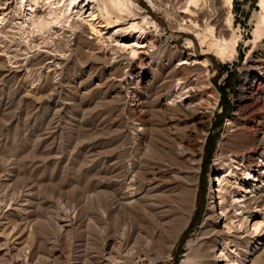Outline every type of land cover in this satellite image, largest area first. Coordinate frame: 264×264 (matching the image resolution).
I'll use <instances>...</instances> for the list:
<instances>
[{"label":"rangeland","instance_id":"obj_1","mask_svg":"<svg viewBox=\"0 0 264 264\" xmlns=\"http://www.w3.org/2000/svg\"><path fill=\"white\" fill-rule=\"evenodd\" d=\"M133 1L155 26L148 31L149 39L161 52V64L154 59L152 68L142 70L143 80L152 89L147 109L143 108L142 84L132 77L139 71V63L134 67L126 58L119 64L118 55L97 41L95 52L86 48V54H73L76 35L72 31L46 35L45 42L38 37L33 44L17 36L0 38V201L5 206L26 205L27 215L19 219L35 216L41 220L39 227L25 222L35 235L32 250L54 264H74L80 257L87 258L86 264H181L191 248L200 246L223 137L242 135L252 141L264 128V32L259 40L256 33L260 0H234L232 31L220 1L217 13L199 18L202 34L211 25L220 40L233 35L238 41L237 54L225 61L203 48L194 30L185 28L177 5H168L167 14L164 7L154 8L149 0ZM40 50H52L53 55L65 52L66 58L49 63L53 61L50 53L45 56ZM90 53L100 58L95 60ZM189 53L201 61L208 58L209 69L187 66L194 70L191 72L178 67ZM175 67L174 78H166ZM178 76L190 84L185 93L190 90L187 95L195 96L190 104L194 111L188 114L177 107L184 106L187 95L183 100L176 96L177 103L171 101ZM122 78H127L123 86L117 81ZM165 86L172 90L168 100ZM229 120L238 127H227ZM182 152L191 155L185 166L172 160ZM194 155L202 156L197 194L192 185ZM130 170L149 176L158 173L165 181L161 189L166 198L161 197L158 217L173 219L166 228L144 214H135L133 231L126 236L125 214H111L119 193L130 182L126 178ZM190 210L188 228L176 232ZM54 216L64 220L60 224L72 233L56 227ZM21 253L20 259L25 260L26 252ZM16 256L1 254L0 264H12Z\"/></svg>","mask_w":264,"mask_h":264},{"label":"bare ground","instance_id":"obj_2","mask_svg":"<svg viewBox=\"0 0 264 264\" xmlns=\"http://www.w3.org/2000/svg\"><path fill=\"white\" fill-rule=\"evenodd\" d=\"M149 1L154 8H158L159 6L161 9V7H164L167 12L168 10L166 7H168V5L169 7H172L173 5L175 7L177 5V9L180 11L179 13L182 21L185 22V28L194 30L199 41L201 42L202 47L207 49L208 52H212L219 60L225 61L228 57H232L237 54L238 41L235 40L233 35L230 39L220 40L218 33H216L215 28L211 25H206V32L205 34H202L201 31L203 29L199 19L201 16L204 17L207 13L209 14V12L217 13V1H220V9H224L228 15L226 25L229 30L232 31V9L234 0ZM260 8L261 16L258 20L256 31L258 40L262 37L261 33L264 32V0H260ZM139 10V5L133 0H0V38L17 36L20 37V39L27 38L28 41L33 44L37 42L36 39L38 37H41V39L44 40L46 35L52 37L55 34L54 36L56 37V35H58L57 32L61 31L62 35H66L67 32L72 31V35H76V42L73 43L75 47L71 49L73 54L80 52L81 54L82 52L86 54L84 51L86 48L92 52H95V47H97V44H99V46L101 45L103 48L115 52V54L118 55L117 58L119 59V64L122 61H125L126 58H128V61L134 62V67L137 63H139V65L136 66L139 71L135 75H130H132L134 80L137 79L139 84H142L141 88L145 91L143 94V108L147 109V102L149 100L148 93H151L152 89L150 82L143 80L144 74L142 73V70H145L146 68H152L154 65V59H158L159 63L161 64V52L157 44L152 41V39H149L150 32L148 31L155 26H152V22L147 18V15L139 12ZM167 14H169V12ZM66 37L68 38V36ZM95 41H97V44H95ZM188 44L192 45L193 43L190 41ZM191 48L192 46L189 47V49ZM54 49L56 48L54 47ZM51 51L40 50L39 53L49 54ZM9 53L11 52L9 51ZM65 54V52L61 55H53L50 53L51 59H53V61L49 63H55V61L60 62L61 60H64V58H66ZM90 54L93 59L96 58L95 60L100 58L96 57L97 55L95 56L93 53ZM17 56L18 55H15V57ZM1 57H3L2 54H0V59ZM261 57L264 56L261 55ZM209 63L210 60L208 58L201 61L198 59L196 54L189 53L186 55V57L180 60L178 67H184L185 69H188L192 72L194 70L190 69L191 67L194 68L196 66H201L202 69L207 71L209 69ZM129 64L131 63L129 62ZM187 66H190V68ZM178 67H175L171 71L167 72L166 78L170 80L171 78L173 79V73L175 74L177 72ZM163 68L164 70H168L166 67ZM117 81L121 86H123L127 81V78H122ZM176 82V85L172 86L174 88L173 98L172 100L170 99L173 103L177 99L176 96L179 95L178 97L182 99L190 93V90L185 93V90L190 86L189 82H186V79L179 77L177 78ZM170 89L171 88L169 86L164 87V91L167 92V94H165L166 100L169 98V93L172 92ZM190 89L192 91V88ZM194 97H186L184 99L186 101L184 106L178 105V109L180 110V108H183L182 110H184L187 114L193 112L194 108H192L190 104H192ZM160 104L165 107L169 106L167 102H160ZM233 124L234 123L229 120L226 126H233ZM234 127L238 126L235 125ZM170 153H173L172 150ZM193 157L197 162L193 164L194 167L192 168L194 171L193 173L195 174L193 182L194 184L192 185L193 191H195V194H197L196 192L199 185L198 174L200 173L202 156L194 155ZM197 158L199 159L197 160ZM172 160L178 161L184 165V162H191V155L189 153L185 154L182 152ZM263 170L264 128L261 130V133L252 141H249V138L247 139L242 135H234L232 137L226 135L223 137L216 156L215 169L211 178L209 204L200 235V246L197 248L198 250L191 248L186 254L187 260L184 259L181 264H262L264 262ZM130 171L126 175V178L130 180V182L126 187V190L119 193L115 207L111 209V214H119L121 212L125 214L123 216L125 218L122 219L121 216L122 220H126L123 228L125 235L128 232L130 233L132 230L131 228H133L134 221L132 223L131 219L136 216L135 214H144V216L150 217L152 219L151 222L154 221L159 227L161 226V228H166V226L170 224L173 219L172 221H170L169 218L167 219V214L164 215L166 217H158L161 197L166 193H164V191L161 189V186L165 181L162 182V177L158 175V173L149 176L146 173L141 174L140 171V173L131 171L134 172L131 174ZM176 177L175 179L179 178ZM180 179L181 178H179V180ZM251 180L253 183H248V181ZM169 193H167L168 196ZM172 197H170V200ZM2 202L3 200L0 201V255L3 254V256L8 258L16 253L17 258L12 259V264H54L52 261L50 262V258V260H46L45 258L48 259V257L39 255L38 252H34L32 250V247L34 246L33 241H35V235L33 234V230L31 231V229H28L27 225L31 223V226L33 225V227H39L41 220L35 216L26 217L25 220H23L25 217H22L23 219H19L18 216L27 215V210L29 208H27L26 205L19 203L5 206L3 205L5 201L3 204ZM166 207H168V204ZM100 208H102V206ZM162 208L164 207L162 206ZM192 209L194 211L195 206H192ZM107 210L109 211V209ZM191 210L187 213L184 219L182 218L183 220L181 219L182 221L175 229L176 232L180 231L179 233H181V230L188 228L192 217ZM56 216L51 217L55 221L56 227H58L61 231L67 232L69 230L67 229V226L60 224L62 219H59L60 221L58 219H54ZM157 224L155 225L157 226ZM43 225H45V223ZM69 232L71 231L69 230L67 233L69 234ZM108 241H105L106 243L104 246H108ZM171 246L173 247L174 245ZM21 252H26L25 260L24 258H22L23 260L20 259L19 253ZM86 259L82 260L80 257V259H77V262L74 264H86ZM115 260L116 259H114V261Z\"/></svg>","mask_w":264,"mask_h":264}]
</instances>
